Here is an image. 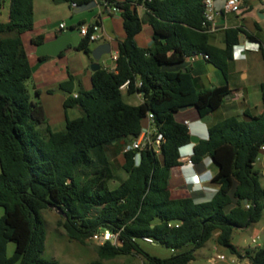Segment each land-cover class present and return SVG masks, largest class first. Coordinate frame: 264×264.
I'll use <instances>...</instances> for the list:
<instances>
[{"label": "trees", "instance_id": "obj_1", "mask_svg": "<svg viewBox=\"0 0 264 264\" xmlns=\"http://www.w3.org/2000/svg\"><path fill=\"white\" fill-rule=\"evenodd\" d=\"M248 1L243 0L244 5ZM107 2L121 10L126 32L117 66L95 71L92 89L79 90L77 97L73 77L60 85L69 94L65 109L81 111L80 117L67 118L64 131L52 130L43 104L31 99L28 88L33 72L22 36L34 28V0H11L9 20L0 23V264H59L43 258L45 209L59 211L69 238L82 244L97 232L119 233L121 245H98L101 261L135 254L143 264H189L217 234V245L240 261L264 264V247L241 250L232 243L235 230L248 229L263 217L264 187L256 163L264 146V111L210 124L208 139L194 145L195 165L209 157L218 168L212 181L219 188L210 200L173 198L169 186L171 170L181 165V148L191 143L189 126L177 119L180 109L193 105L202 118L232 94L227 84L198 91L191 73L184 72L187 59L208 56L227 78L242 35L258 40L243 28H228L225 47L213 44L202 28V0ZM138 6L145 8L143 17ZM145 24L154 31V45L147 49L135 40ZM42 41L33 39L34 44ZM90 45L82 39L76 49L91 54ZM127 81L130 94L143 95L142 104L124 100ZM261 96L264 107V82ZM149 113L165 137L161 154L124 151L127 177L111 189L115 171L107 148L138 138ZM146 238L173 255L151 256L141 246ZM11 242L15 250L9 256ZM187 246L192 248L177 252Z\"/></svg>", "mask_w": 264, "mask_h": 264}, {"label": "crops", "instance_id": "obj_2", "mask_svg": "<svg viewBox=\"0 0 264 264\" xmlns=\"http://www.w3.org/2000/svg\"><path fill=\"white\" fill-rule=\"evenodd\" d=\"M75 1L79 5L77 9L72 8V2L64 0H34V28L22 36L31 66H37L41 59L46 58L37 56V48L40 44L55 40L65 31H78V28L83 24H99V39L91 42L90 48L94 50L101 44H109L111 54L104 56L100 64L101 68L115 70L117 63L114 58L118 56L119 43L126 38L121 10L115 13L109 11L104 7L101 0ZM260 2L264 3V0H260ZM223 4L224 0H216L217 8H222ZM79 8L84 9V11H80ZM137 11L141 17L145 15L143 6H138ZM262 15L264 16V11L256 9L252 1L249 0L241 14L222 16L219 20L221 28L215 33H210L212 43L221 48L225 47V31L228 28H243L258 40L256 42L250 41L245 35H242L241 38L244 40L243 42L240 40L239 45L235 47L233 59L228 64L227 78L217 67L204 58L191 62L187 61L188 71L191 73L194 86L198 91L210 90L226 84L232 91L229 98L217 110L213 111L211 114L212 121L209 124L200 122L201 118L195 108L187 109L177 115L178 121L189 122L191 136L199 137L200 141L208 139L210 124L221 122L230 117L247 119V116H259L264 111L261 96V84L264 82V76L255 80L256 89L253 92L249 86L231 84L229 78L231 65L246 60L248 54L252 52H259L262 55L261 47H264V32L262 31L264 17L262 18ZM62 23L66 24L65 29L60 28ZM153 35V28L149 24H145L141 33L135 38L137 45L144 49L153 47ZM2 37L4 35H1ZM38 37H42L43 41L40 44H34L33 39ZM94 62L92 54L80 51L76 49V46L70 45L59 57H49L48 62L40 65L33 72V76L28 82L31 99L43 104L53 131H64L67 118L76 119L81 116V111L76 107L65 109V101L69 94L61 89L60 85L73 77L75 80L74 96L78 95L79 90L90 91L94 73L91 70V65ZM240 73L245 80L251 79L254 74L249 68H245ZM123 96L130 105L138 106L144 102L142 94H130L127 89L123 90ZM253 96H256L257 99L254 104L252 103ZM241 109H243V114L239 116L236 112ZM146 124L147 120L145 119L144 125ZM132 141H124L121 149L116 148L119 142L108 146L107 149L113 163L114 158L117 157L121 158V165H123L125 148ZM191 151L192 147H186L181 152L183 157L181 165L171 170L169 186L172 197H193L197 202L210 200L219 188L212 181L213 176L217 173L214 168L215 164L208 157L199 165H189L187 158Z\"/></svg>", "mask_w": 264, "mask_h": 264}, {"label": "rangeland", "instance_id": "obj_3", "mask_svg": "<svg viewBox=\"0 0 264 264\" xmlns=\"http://www.w3.org/2000/svg\"><path fill=\"white\" fill-rule=\"evenodd\" d=\"M0 23H5L10 17V4L11 0H0ZM256 9L264 11V3L260 0H251ZM262 31L264 32V23H262ZM0 34V39H1ZM249 68L253 71V77L245 80L241 75V71ZM229 78L231 84L249 86L250 89L255 91V80L264 76V65L262 55L259 52H252L248 54V58L244 61L234 63L230 66ZM248 87V88H249ZM126 95V94H125ZM254 95V94H253ZM253 104L256 103V96L252 97ZM237 115L242 116L243 109L237 110ZM231 115V114H224ZM126 141H130L127 139ZM124 141H120L116 148H123ZM121 158H114L113 168L115 171V178L110 182L111 189H115L124 181L127 173L121 165ZM214 168L218 171L217 166ZM256 169L260 172V181L264 187V152L260 153L256 163ZM3 215V209L0 208V216ZM42 216L46 225V242L43 258L57 261L59 264H92L93 262L100 261L103 264H143V259L139 255L126 254L121 255L112 260H102L99 257L96 243L92 238L86 244L79 241L72 240L67 235L64 228V218L57 210L45 209L42 211ZM217 234L211 238L203 248L195 253V260L189 264H238L240 260L238 256L233 254L228 248L219 247L216 242ZM232 243L241 250L257 249L264 247V212L263 217L259 223H256L248 229H237L233 233ZM141 246L145 252L151 256L159 258H167L173 255V251L163 245L141 242ZM192 248V246L184 247L177 252H185ZM15 244L9 243L8 255L14 253ZM224 255L226 259H221L220 256Z\"/></svg>", "mask_w": 264, "mask_h": 264}, {"label": "built area", "instance_id": "obj_4", "mask_svg": "<svg viewBox=\"0 0 264 264\" xmlns=\"http://www.w3.org/2000/svg\"><path fill=\"white\" fill-rule=\"evenodd\" d=\"M104 7L111 12H119L115 6H111L107 0H101ZM204 7V21L202 23V28L207 33H215L220 28V18L226 14H241L244 8L243 0H224V4L222 8H217L216 0H202ZM79 7L76 1L72 2V8L77 9ZM264 21V19H263ZM61 29L66 28V24H60ZM79 34L82 39H88L90 42H95L99 39L98 32L100 31L99 24H83L78 28ZM118 56H115V60H117ZM199 58L208 59V56L205 55H195L191 58H188L187 61H195ZM130 81H127L122 89H127ZM141 84L139 83L138 86ZM77 97V95L75 96ZM147 124L143 125L142 131L138 138L134 139L126 148L125 151L134 150L137 152H142L144 150H150L155 152L157 155L161 154L162 145L165 142L164 135L158 130L154 115L149 113L146 117ZM185 125L189 126V122H184ZM194 143H190L184 146L182 149L184 150L186 147H192V151L187 158V163L189 165H194L192 161V157L194 155ZM261 150L264 152V146H262ZM137 162H140V154L137 155ZM92 239L98 243L99 245H105L107 242H111L114 245H121L119 240V233H113L109 230L97 232L92 236ZM145 241L147 243H153V240L150 238H146ZM221 259H226L224 255L220 256ZM238 264H251V262L246 259L244 261H240Z\"/></svg>", "mask_w": 264, "mask_h": 264}, {"label": "water", "instance_id": "obj_5", "mask_svg": "<svg viewBox=\"0 0 264 264\" xmlns=\"http://www.w3.org/2000/svg\"><path fill=\"white\" fill-rule=\"evenodd\" d=\"M96 3V2H94ZM96 5V4H95ZM81 9V8H79ZM80 11H84V9H81ZM262 18L264 17L263 15L261 16ZM244 38H241V42H243ZM82 41V38L79 34V31L77 30H69V31H65L63 32L61 35H59L55 40L51 41V42H46L43 44H40L37 48V56L38 57H46L44 59H41L39 61V63L37 64V66L32 67V72H35L36 69L48 62L49 57H59V55L66 50L70 45L72 46H78L80 44V42ZM92 57L94 59V63L91 65V70L93 72L101 69V64L100 61L102 60V58L106 55H110L111 54V46L109 44H101L98 47H96L94 50H92L91 52ZM189 69H184V72H187ZM229 97H227L226 99H228ZM194 108L193 105L190 106H186V107H182L180 109V112L186 111L187 109H191ZM212 121V116L211 115H207L204 116L200 119V122L203 124H209ZM198 142H200V138L196 137V136H191V143L197 144ZM183 161V157L180 156V162ZM212 162H214L212 160ZM248 201L245 200L244 204L247 205Z\"/></svg>", "mask_w": 264, "mask_h": 264}, {"label": "clouds", "instance_id": "obj_6", "mask_svg": "<svg viewBox=\"0 0 264 264\" xmlns=\"http://www.w3.org/2000/svg\"><path fill=\"white\" fill-rule=\"evenodd\" d=\"M183 148V147H182ZM181 148V150H180V155H181V152L183 151V149ZM193 149H194V147H193Z\"/></svg>", "mask_w": 264, "mask_h": 264}]
</instances>
